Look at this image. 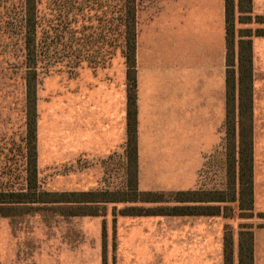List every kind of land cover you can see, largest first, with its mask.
Segmentation results:
<instances>
[{
    "label": "crops",
    "instance_id": "1",
    "mask_svg": "<svg viewBox=\"0 0 264 264\" xmlns=\"http://www.w3.org/2000/svg\"><path fill=\"white\" fill-rule=\"evenodd\" d=\"M135 9L139 191L218 190L213 173L210 181L208 175L209 162L213 165L220 155L226 119L225 0H135ZM239 15L236 7L237 31L264 29L255 23L240 24ZM252 16H264V0H252ZM82 71L68 82L67 156L59 160L75 164L79 159L122 157L126 87L121 83L118 88L107 68ZM234 72L237 77L236 66ZM252 74L254 217L250 223H254V264H264V217L259 216L264 215V37L252 38ZM38 127L39 115L37 154L39 166H44L49 162L41 158ZM140 218L148 225L170 220L165 264L220 260L223 264L220 216Z\"/></svg>",
    "mask_w": 264,
    "mask_h": 264
},
{
    "label": "trees",
    "instance_id": "2",
    "mask_svg": "<svg viewBox=\"0 0 264 264\" xmlns=\"http://www.w3.org/2000/svg\"><path fill=\"white\" fill-rule=\"evenodd\" d=\"M21 1L22 25L18 34L25 66L28 140L26 184L19 191L0 188V217L23 213L18 210L28 212L35 205L38 207L34 210H51L65 218L103 217L109 204L132 205L119 211L121 217L221 216L227 210L221 205L236 202L241 212H247V216L241 218L253 217L252 38L264 37V29L237 31L235 26L236 7L240 24L264 25V16H252V0H237V4L235 0H225L228 68L224 123L227 144L226 188L187 192H141L138 188L135 0ZM116 51H120L126 68V142L121 158L126 161L125 185L115 192L41 190L37 181V92L40 68L48 65L46 73L64 70L62 72L70 74L81 69L84 64L91 70L104 69ZM213 203L219 206L207 205ZM238 235V264H254L252 227L241 226ZM223 264H233L230 237L224 239Z\"/></svg>",
    "mask_w": 264,
    "mask_h": 264
},
{
    "label": "rangeland",
    "instance_id": "3",
    "mask_svg": "<svg viewBox=\"0 0 264 264\" xmlns=\"http://www.w3.org/2000/svg\"><path fill=\"white\" fill-rule=\"evenodd\" d=\"M21 3L0 0V188L14 191L26 184L28 162L25 66L18 34ZM47 68L42 66L38 73L39 149L41 158L49 162L44 166L37 163L39 187L48 192L120 190L127 181L126 161L121 155L106 160L79 159L75 164L59 160L67 156L68 82L80 72L83 75L87 65L72 74L64 70L46 73ZM125 72L124 59L116 51L107 74L118 88L126 83ZM222 131L220 155L213 165L209 162L208 178L210 181L213 173L214 186L218 182L224 190L227 144L225 129ZM130 206L109 204L103 217L65 218L51 210H34L35 205L28 212L18 210L23 213L0 217V264H165L166 222L170 220L148 225L141 218L121 217L119 211ZM221 206L227 210L219 221L220 246L223 249L224 239L231 238L233 264H237L240 227L250 225L253 229L250 219L254 212L252 218L244 219L240 216H247V212L239 210L238 202Z\"/></svg>",
    "mask_w": 264,
    "mask_h": 264
}]
</instances>
